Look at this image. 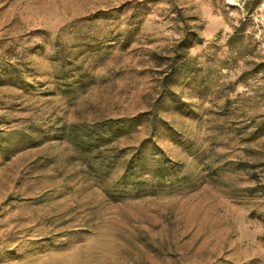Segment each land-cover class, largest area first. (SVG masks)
<instances>
[{"label": "rangeland", "instance_id": "1", "mask_svg": "<svg viewBox=\"0 0 264 264\" xmlns=\"http://www.w3.org/2000/svg\"><path fill=\"white\" fill-rule=\"evenodd\" d=\"M246 1L0 0V264H264V0ZM186 30L201 42L157 103Z\"/></svg>", "mask_w": 264, "mask_h": 264}, {"label": "trees", "instance_id": "2", "mask_svg": "<svg viewBox=\"0 0 264 264\" xmlns=\"http://www.w3.org/2000/svg\"><path fill=\"white\" fill-rule=\"evenodd\" d=\"M263 0H247L245 3V9L247 12H251L254 10L256 7H258ZM245 20H241L233 30V35L230 38V43L241 38V35L245 31ZM201 42V38L193 31L186 30L184 36L179 40L175 47V55L170 63L169 66V72L165 75L164 80H163V88L160 93L159 99H157V103L161 100L162 96L165 94L167 91V87L170 85L168 84V80L171 81L173 77L178 74L182 73L184 70H186L188 66V59H187V51L193 47L194 44H199ZM253 72L257 73L259 71L264 70V62L257 63L254 68ZM155 118V114H153V118ZM133 121V120H132ZM121 120H107L105 122H102L101 124L97 125L100 130L103 129H119L120 130V125L119 123ZM153 127L155 129V124H153ZM95 132V131H93ZM150 142V139H146L145 141L142 142V144L136 149V152L132 155V157L128 160L127 166L125 169V173L122 176V180H126L128 178H133V177H138L137 173L139 172V169H137L136 161H140L141 158L140 153L141 149L144 144ZM153 163L151 164V169L154 171L153 176L158 177L161 180H164L166 177L167 172L170 170H175L176 168V163L171 161L170 159L166 158L163 155L158 154L157 157L154 156ZM154 168V169H153ZM166 181V180H165Z\"/></svg>", "mask_w": 264, "mask_h": 264}]
</instances>
